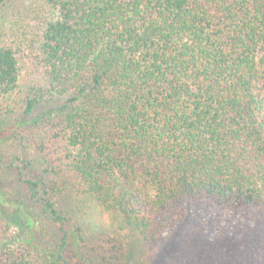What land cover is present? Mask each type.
Here are the masks:
<instances>
[{
  "label": "trees",
  "instance_id": "trees-1",
  "mask_svg": "<svg viewBox=\"0 0 264 264\" xmlns=\"http://www.w3.org/2000/svg\"><path fill=\"white\" fill-rule=\"evenodd\" d=\"M12 135L0 264H131L84 208L145 242L191 214H264V0H0Z\"/></svg>",
  "mask_w": 264,
  "mask_h": 264
},
{
  "label": "rangeland",
  "instance_id": "rangeland-1",
  "mask_svg": "<svg viewBox=\"0 0 264 264\" xmlns=\"http://www.w3.org/2000/svg\"><path fill=\"white\" fill-rule=\"evenodd\" d=\"M19 151L13 135L0 141V155L6 162ZM3 175L5 188L20 195L15 174L10 171ZM67 207L78 211L71 202ZM83 210L88 212L84 214L83 211V214L90 230L102 225L125 239L131 264H264V214L243 215L229 224L223 219L204 222L203 217L191 214L173 233L157 241L145 242L122 227L113 214L95 215L90 209ZM76 213L81 215L79 211ZM37 233L46 242H51L55 234L46 219L41 220Z\"/></svg>",
  "mask_w": 264,
  "mask_h": 264
}]
</instances>
